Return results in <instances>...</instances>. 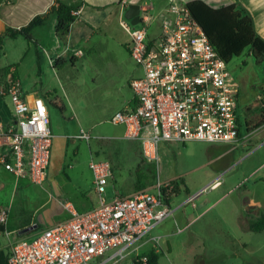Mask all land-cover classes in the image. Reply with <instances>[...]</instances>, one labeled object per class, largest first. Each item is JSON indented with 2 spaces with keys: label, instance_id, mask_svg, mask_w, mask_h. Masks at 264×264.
Segmentation results:
<instances>
[{
  "label": "built area",
  "instance_id": "1",
  "mask_svg": "<svg viewBox=\"0 0 264 264\" xmlns=\"http://www.w3.org/2000/svg\"><path fill=\"white\" fill-rule=\"evenodd\" d=\"M167 14L161 33L154 38L149 37L154 20L149 8H141L138 27L132 28L121 18L120 25L130 36V55L142 75L130 82L133 103L109 121L125 127V140L140 144L145 162L158 172L157 182L130 195L117 193L110 197L113 165L93 154L89 166L96 206L80 212L63 202L71 218L31 238L10 242L8 264H117L130 255L136 263L147 264L148 253L142 248L152 243L157 252L161 251L164 236L153 232L173 215L171 203L178 196L175 181L164 183L159 177L161 144L241 143L238 88L228 63L186 3L172 2ZM6 81L0 87V96L9 100L11 120L0 124V167L17 180L26 177L44 187L55 142L48 103L40 95L28 99L19 79L8 76ZM74 139L110 140L84 129ZM259 172L264 179V165ZM211 186L184 204L193 202ZM8 213L0 210V227L7 225Z\"/></svg>",
  "mask_w": 264,
  "mask_h": 264
},
{
  "label": "rangeland",
  "instance_id": "2",
  "mask_svg": "<svg viewBox=\"0 0 264 264\" xmlns=\"http://www.w3.org/2000/svg\"><path fill=\"white\" fill-rule=\"evenodd\" d=\"M63 1L68 4H79L78 0ZM123 18L135 28L133 20ZM120 21V16L115 15L107 27L97 29L91 42H85L84 39L76 40L72 48L80 50L83 55L78 57L74 64L68 63L66 67L58 66L61 84L53 73L46 71L45 80L53 95L47 97L51 117L50 127L54 134L68 137V146L64 155L58 153L54 146L50 173L58 185L60 193L57 194L76 205L82 200L83 194L91 196L93 193V173L89 164L92 155L100 150L104 152L102 158L109 160L114 167L116 173L112 184L120 194L137 191L133 181L136 180L138 170L143 172L149 171L150 168L154 170V173L149 175L153 183H150L146 189L153 187L158 178L156 168L145 163L140 144L136 142L121 139L87 142L74 139L80 131L78 123L86 129L96 126L94 135L112 136L109 134L122 135L124 132L122 127H114L109 121L120 104L133 96L129 82L141 76L142 71L130 55L126 44L130 37L120 25ZM158 26L159 22L153 20L149 28L150 37L158 34ZM54 40L57 44L62 42L60 38L54 37ZM36 47V43H33V49ZM228 69L234 76L238 88L241 143L239 145L204 142L161 144L158 164L161 182L184 175L192 187L201 186L211 178L207 176L208 173L215 172V177L210 181L212 186L207 191L193 202L183 204L176 210L180 203H184L198 191L190 195L183 191L178 195L171 203L173 215L154 231L167 234L165 240L171 247V251L168 250L170 254L163 256L161 264H203L198 258L193 260L196 249V245L193 246L194 230L201 227L210 229L224 226L222 213L232 212L234 201L240 204L243 213L249 209L248 205H244L248 200L259 204L264 211V179L259 172L261 168L259 166L264 162V128L250 134L246 131V122L249 118L263 110L264 64H257L249 54V50H246L241 56L228 63ZM37 70L38 65H35L34 57L30 54L23 68L25 87L36 77ZM58 100L66 104L65 109L56 105ZM252 104H258L259 107L250 113L248 107ZM217 179L220 180L219 183ZM244 181L246 183L239 186ZM206 185L208 183L202 187ZM220 185H222L220 188L214 190ZM112 191L114 189L110 186L108 194L110 195ZM20 193L19 197L27 194ZM29 196L36 201L42 195L34 192ZM30 204L35 205L32 202ZM205 210V217L189 224L193 217ZM179 217L182 219L180 220ZM179 230L181 232H178ZM202 236L208 242L205 264H225L228 258L220 249L224 236L211 235L205 229L202 231ZM209 238L214 242L210 244ZM257 240V245L250 247L248 251L239 249L238 244L233 242L232 249L227 250V253L233 254L234 261L237 257L242 259L243 264L249 262L264 264V232L259 234ZM163 249H166L164 241L160 247V250Z\"/></svg>",
  "mask_w": 264,
  "mask_h": 264
},
{
  "label": "crops",
  "instance_id": "3",
  "mask_svg": "<svg viewBox=\"0 0 264 264\" xmlns=\"http://www.w3.org/2000/svg\"><path fill=\"white\" fill-rule=\"evenodd\" d=\"M194 0H78L80 5L79 11L76 13V21L71 25L70 31L67 35L62 37V42L57 44L54 37L59 38L56 33V17L52 15L43 25L37 27L33 31L34 42L37 47L33 49V43H29L24 37L20 36L18 38L12 39L9 37H4L1 50H0V69L5 68L9 65L19 63V80L22 85L24 93L27 95L28 99H31L34 95L42 96L48 103L47 94H51V88L48 86L46 79V71L53 73L54 77L57 78L58 82L61 84L62 80L58 77V66L66 67L68 63L74 64L78 57L82 56L83 53L76 54L80 50H74L72 45H75L76 40L84 39L86 42H91L97 29H102L107 27L108 24L113 21L115 15H119L120 19L124 17V12L127 7L131 4L140 5V8H149L150 14L154 17V22H159V32L161 33V25L165 18L169 17L167 10L172 2L189 3ZM209 6L218 9L223 6H228L231 4H237L245 8L253 17L256 31L264 39V0H202ZM54 3V0H0V36L3 35L7 27L14 29H20L26 26L34 17L37 15H42L46 13L49 8ZM75 4V3H74ZM138 27V26H136ZM155 35L154 37H156ZM130 37V36H129ZM150 37V36H149ZM150 37V38H154ZM95 43V42H94ZM130 43L126 42L127 47ZM41 51V52H40ZM32 54L34 57L35 65H38V70L36 77L33 78L31 82L25 87L23 85V68L25 66V61L27 57ZM53 61V64H51ZM141 69V68H140ZM22 77V78H21ZM8 76L6 77L7 80ZM133 80V79H132ZM131 80V81H132ZM130 81V82H131ZM129 82V87H130ZM3 85V84H2ZM1 87V84H0ZM131 89V88H130ZM49 95V96H50ZM0 96V124H7L11 120V106L7 98H1ZM262 97V96H261ZM53 98V97H52ZM133 96L129 100L123 101L120 106L115 111L118 112L124 109L127 105L133 103ZM239 99V94H238ZM51 101V100H49ZM69 101V100H68ZM63 109L66 108V104L60 100ZM69 103V102H68ZM49 105V104H48ZM239 106V100H238ZM264 109V106L262 107ZM50 111V110H49ZM114 113V114H115ZM113 114V115H114ZM111 116V118L113 117ZM51 118V117H50ZM110 118V119H111ZM51 125V123H50ZM79 129H84L86 131H94L96 126H92L91 129L84 128L81 123L79 124ZM112 125V124H111ZM114 127H122L124 132L122 135L112 136H102L107 137L110 140H125V127L122 125H113ZM264 125L257 129H263ZM52 130V128H51ZM114 130V128H113ZM80 131L77 135L80 134ZM256 131V132H257ZM112 132V130H111ZM115 132V131H113ZM53 133V131H52ZM55 142L54 146L58 153L64 155L68 146V137L54 134ZM76 135V136H77ZM128 141V140H126ZM168 144V143H167ZM176 143H170L173 145ZM53 146V148H54ZM141 150V147H140ZM53 156V152H52ZM52 163V158H51ZM149 165V164H148ZM264 162L260 164L262 167ZM62 168V165H60ZM152 166V165H151ZM51 168V165H50ZM50 168L48 172V179L44 187L33 184L28 178L22 177L17 180L12 174L0 167V210L6 209L8 213V222L4 227H0V264H8V258L10 253V242L15 239L31 238L35 234L39 233L42 229L51 227L56 223L69 220L71 218L70 213L63 206V202H69L63 198V196L58 195L60 193L58 190V185L50 173ZM60 168V167H59ZM159 170V168H158ZM160 171V170H159ZM58 172V171H56ZM116 173V172H115ZM114 173V174H115ZM118 173V172H117ZM209 180L201 184V186H194L185 178L184 175L169 178L164 183L177 181L179 178H183L184 185H182V191H188L187 194L190 195L193 192L202 190L206 186L212 184L210 181L215 177V172L211 171L208 173ZM160 177V172H159ZM126 180L124 176L123 181ZM114 182V180H112ZM110 182L114 191L109 195L110 197L119 193L115 185ZM217 181V180H216ZM93 193L91 196L82 195V200L78 205L71 203L78 211L83 212L92 209L97 204V195L94 189V178H93ZM125 182V181H124ZM133 185H136L137 181H133ZM208 183V185L202 187ZM222 185L214 190H217ZM242 186V183L239 185ZM202 187V188H201ZM54 188V189H53ZM213 190V191H214ZM20 192L27 193L25 196H20ZM38 192L41 196L39 200H32L29 196L31 193ZM134 193V192H133ZM120 194V193H119ZM132 193H122L121 195H130ZM58 195V196H57ZM34 203L32 206L30 203ZM52 202H54L52 204ZM186 202V201H185ZM184 202V203H185ZM184 203H180L176 210L181 207ZM244 205H248V211L244 212L241 210L240 204L234 201V210L229 213H222V221L224 226L216 228L203 227L209 234H219L223 235V244L220 249L224 253V256L228 258L225 264H243L242 259L236 258L234 261L231 253H227V250L232 249V243L238 244L239 249L243 251H248L250 247H255L257 245V239L259 234H263L264 230L261 232H255L251 230V225L253 222L257 221L263 214L264 211L259 207V204H254L252 200L245 201ZM243 205V206H244ZM206 210L201 212L198 216L193 217L189 222L192 223L196 220H201L206 216ZM182 216V215H181ZM180 220L182 217H179ZM164 223V222H163ZM188 224V225H189ZM159 227V226H158ZM157 227V228H158ZM31 228L30 230H27ZM156 228V229H157ZM155 229V230H156ZM202 227L194 230L193 233V246L196 245L194 259H200L203 264H205V251L207 249L206 240L202 236ZM27 230V231H26ZM154 230V231H155ZM25 231V232H24ZM164 231V229H162ZM8 232L9 234H6ZM154 234H160L164 236V244L166 249L161 250L162 253L159 263L161 264V259L163 256H168L171 251V247L165 240L167 234L161 232H153ZM208 241L214 242L212 238ZM155 247L152 243H148L142 248L143 253H149L154 250ZM252 253V252H251ZM254 253V252H253ZM209 257V256H208ZM117 264H137L134 255H130L125 260ZM250 264V262H249Z\"/></svg>",
  "mask_w": 264,
  "mask_h": 264
},
{
  "label": "trees",
  "instance_id": "4",
  "mask_svg": "<svg viewBox=\"0 0 264 264\" xmlns=\"http://www.w3.org/2000/svg\"><path fill=\"white\" fill-rule=\"evenodd\" d=\"M187 5L193 17L202 26L220 57L227 63H230L234 58L241 56L244 51L249 50V54L257 64H264V39L257 33L254 19L245 8L237 4H231L215 9L202 0L191 1L187 3ZM79 9V4H68L63 0H54V3L46 13L37 15L26 26H23L20 29L7 27L3 35L0 36V50L4 37L15 39L22 36L30 44L33 43L34 29L43 25L52 15L56 17L55 30L59 35V38L62 40V37L69 33L71 25L76 21V13ZM19 66V63H15L0 69L1 86L2 84H6L7 76H11L14 80L19 79ZM49 95L50 94H47L46 97ZM56 105L63 109L60 100L57 101ZM263 106L264 99H262V107ZM256 107H259L258 104H252L248 107V111L252 113L257 110ZM263 125L264 109L249 118V121L246 122V131L250 134ZM103 153L104 152L100 150L95 152V155L102 158ZM153 173L154 170L151 168L149 171H137V183L135 185L137 191L146 189L150 183H153V181L151 182L149 179V175ZM174 183L176 185V192L180 195V186L184 185L183 178H179ZM187 192L188 191L186 190V193ZM250 228L255 232L263 231L264 214L257 221L253 222ZM161 256L162 253L157 252L155 249L150 251L148 253L147 264H160L159 260Z\"/></svg>",
  "mask_w": 264,
  "mask_h": 264
},
{
  "label": "water",
  "instance_id": "5",
  "mask_svg": "<svg viewBox=\"0 0 264 264\" xmlns=\"http://www.w3.org/2000/svg\"><path fill=\"white\" fill-rule=\"evenodd\" d=\"M140 5L137 4H131L127 7V9L124 12V17L128 20H133V25L140 26L141 25V19H140ZM137 19V20H134ZM31 228L27 229L30 230ZM26 230V231H27ZM25 232V231H24Z\"/></svg>",
  "mask_w": 264,
  "mask_h": 264
}]
</instances>
